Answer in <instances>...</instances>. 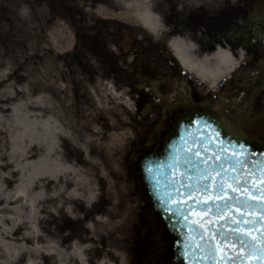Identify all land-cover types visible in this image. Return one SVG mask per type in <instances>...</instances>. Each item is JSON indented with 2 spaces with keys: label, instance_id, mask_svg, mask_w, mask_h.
Returning a JSON list of instances; mask_svg holds the SVG:
<instances>
[{
  "label": "rangeland",
  "instance_id": "rangeland-1",
  "mask_svg": "<svg viewBox=\"0 0 264 264\" xmlns=\"http://www.w3.org/2000/svg\"><path fill=\"white\" fill-rule=\"evenodd\" d=\"M197 1L182 29L196 41L212 36L211 15L224 0ZM104 8L121 12L114 0H0V253H37L30 236L38 216L33 220L17 199L22 189L45 194L42 207L39 199L28 198L37 202L42 218L61 207L62 192L75 197V190L88 204L78 209L79 218L88 209L112 214V225L96 228L95 242L100 253L117 246L120 264H132V253H151L145 240L159 249L164 239L173 244L139 174L141 159L161 149L173 118L165 100L153 101L140 88L137 73L155 77L166 70L165 94L185 82L187 73L178 64L177 72L170 70L164 54L177 63L174 56L144 28L107 19ZM169 22L178 23L173 16ZM63 27L72 34L71 46ZM142 56L156 62V71L141 65ZM106 81L131 90L132 109L119 104L113 89L104 91ZM122 121L126 127L119 126ZM62 129L70 139L63 161L46 145L50 138L57 142ZM53 161L66 164V174H56ZM14 218L21 223L17 227Z\"/></svg>",
  "mask_w": 264,
  "mask_h": 264
},
{
  "label": "snow or ice",
  "instance_id": "snow-or-ice-1",
  "mask_svg": "<svg viewBox=\"0 0 264 264\" xmlns=\"http://www.w3.org/2000/svg\"><path fill=\"white\" fill-rule=\"evenodd\" d=\"M140 63L156 71L150 56H142ZM137 76L140 88L153 101L165 100L167 111L191 103L179 88H169L167 94L161 90L169 80L166 70L155 77L143 71ZM190 123L195 132L180 137L166 165L154 166L148 160L144 166L157 185V171L163 169L168 177L158 199L170 220L184 221L179 228L185 232L188 264H264V154L250 162L255 154L242 143L220 139L208 120L197 118Z\"/></svg>",
  "mask_w": 264,
  "mask_h": 264
},
{
  "label": "bare ground",
  "instance_id": "bare-ground-1",
  "mask_svg": "<svg viewBox=\"0 0 264 264\" xmlns=\"http://www.w3.org/2000/svg\"><path fill=\"white\" fill-rule=\"evenodd\" d=\"M160 1L114 0L115 6L121 12L104 8L102 14L109 20H120L144 28L155 42L165 46L177 58L186 71L209 87H217L222 79L229 77L236 69L243 59V54L235 53L230 48L225 49L221 46L214 50H204L195 41L192 34L182 30L187 15L198 6L197 0H176V5L173 8L167 2L160 3ZM171 16L178 23L173 24L172 22L171 25L169 22ZM63 28L68 36L67 45L71 46L72 34L67 32L65 27ZM25 36L27 39L31 38L28 33ZM102 88L106 93L110 88L113 89L114 95L120 99L119 104L132 109L130 95L126 90H118L111 81L105 82ZM119 126L126 127L127 123L122 121ZM125 134V129H123L120 136ZM69 141L70 139L62 129L57 135V142L51 138L46 141L47 149L50 154L58 156L63 161L67 152L66 144ZM111 160L118 162L115 156H111ZM61 161L59 164L53 161L52 169L56 174H66L68 166ZM74 192L76 193L75 197L71 196L69 191L62 192L61 196L64 199L61 207L52 213V216L46 214L43 218L41 217L43 211L39 213L38 210L35 211L37 202L28 200L31 196L34 200L39 199L42 207V200L45 198L43 192L34 191L33 196L30 191L22 189L17 193V199L27 204L29 216L33 220L38 216L36 230L32 232L31 228L33 237L30 236V239L35 242L37 253H0V264H120L123 256L117 246L100 253L95 242L96 228L112 225V214L110 213L111 215L108 216L107 212L100 214L98 211L92 212L88 209L84 217L79 218L78 209H83L88 204L79 200L80 195L77 193L79 191L75 190ZM33 207L34 211L31 210ZM51 217L52 219H50ZM88 219L92 220V225L87 224ZM13 223L16 227L21 224L15 218Z\"/></svg>",
  "mask_w": 264,
  "mask_h": 264
},
{
  "label": "flooded vegetation",
  "instance_id": "flooded-vegetation-1",
  "mask_svg": "<svg viewBox=\"0 0 264 264\" xmlns=\"http://www.w3.org/2000/svg\"><path fill=\"white\" fill-rule=\"evenodd\" d=\"M207 14L210 15L208 10ZM209 31L212 36L202 38L201 45L227 46L235 53L242 51L243 59L213 90L186 76L182 94L191 103L168 112L173 118L171 124L177 114L197 106L216 113L233 134L264 141V0H237L235 3L224 0L220 11L211 15ZM169 68L172 72L178 70L170 63ZM242 74L245 77L239 80ZM154 214L162 221L159 214ZM145 241L144 249L151 253H132V264H175L173 244L167 239H164L163 249L152 240Z\"/></svg>",
  "mask_w": 264,
  "mask_h": 264
},
{
  "label": "water",
  "instance_id": "water-1",
  "mask_svg": "<svg viewBox=\"0 0 264 264\" xmlns=\"http://www.w3.org/2000/svg\"><path fill=\"white\" fill-rule=\"evenodd\" d=\"M197 118L206 119L213 125V127L219 132L220 139L224 141H232L233 144H244L246 150L250 154V162H255L261 158V154H264V142L258 139H250L244 136H235L224 126L217 117L208 112H200L198 109H193L190 113L182 114L176 117V122L173 125L171 132L167 135L166 141L164 143L162 151L157 153L153 151L146 155L140 162V175L142 177L143 183L146 186L148 194L150 196L151 202L155 211H157L163 218L167 230L175 235L178 240L175 243V263L176 264H188V260L185 258L183 244L185 232H182L179 228L180 224L184 221H178L176 217L169 218V214L164 211V206L160 203L158 197L162 196L165 191V185L167 180V175L164 173L163 169L157 171L154 175L156 179H159V184L157 185L155 179L145 172L144 166L148 160H152L155 164L166 165L169 158L173 153V145L177 148L180 145L181 136H190L195 132V127L190 123V120H195Z\"/></svg>",
  "mask_w": 264,
  "mask_h": 264
}]
</instances>
